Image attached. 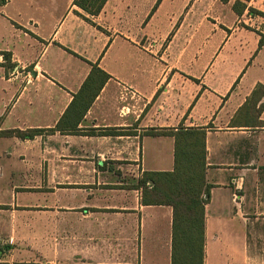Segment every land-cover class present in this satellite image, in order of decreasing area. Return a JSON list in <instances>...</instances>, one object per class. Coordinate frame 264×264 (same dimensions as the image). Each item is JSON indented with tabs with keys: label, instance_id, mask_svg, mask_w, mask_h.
Returning <instances> with one entry per match:
<instances>
[{
	"label": "crops",
	"instance_id": "1",
	"mask_svg": "<svg viewBox=\"0 0 264 264\" xmlns=\"http://www.w3.org/2000/svg\"><path fill=\"white\" fill-rule=\"evenodd\" d=\"M92 65L80 132L53 131ZM179 129L205 132L203 264H264V0H0V130L41 131L0 137V264H171L139 182L174 168L149 132Z\"/></svg>",
	"mask_w": 264,
	"mask_h": 264
},
{
	"label": "trees",
	"instance_id": "2",
	"mask_svg": "<svg viewBox=\"0 0 264 264\" xmlns=\"http://www.w3.org/2000/svg\"><path fill=\"white\" fill-rule=\"evenodd\" d=\"M227 1V0H223ZM249 1V0H244ZM89 14L96 15L106 0H73ZM244 3L236 1L234 8ZM251 14L254 10L249 11ZM109 76L92 65L91 71L53 131L79 133L78 124L91 106ZM40 130H0V137L15 136L31 139ZM86 134H95L87 131ZM107 134L108 131H99ZM150 135H170L174 138V168L170 172H146L139 185L143 187V202L171 206L172 251L171 264H203L204 205L208 200L205 183V132L201 129L149 132Z\"/></svg>",
	"mask_w": 264,
	"mask_h": 264
},
{
	"label": "rangeland",
	"instance_id": "3",
	"mask_svg": "<svg viewBox=\"0 0 264 264\" xmlns=\"http://www.w3.org/2000/svg\"><path fill=\"white\" fill-rule=\"evenodd\" d=\"M26 245L15 243L14 246L9 245L10 254L14 255V257H21L23 259H29L32 257L36 261H41V249H40V240L33 243H25ZM1 251V248H0ZM4 251L5 247H4Z\"/></svg>",
	"mask_w": 264,
	"mask_h": 264
}]
</instances>
